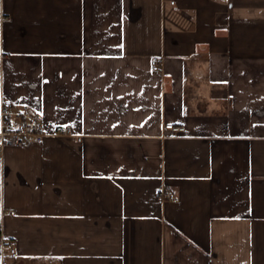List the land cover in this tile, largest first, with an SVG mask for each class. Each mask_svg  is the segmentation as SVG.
I'll list each match as a JSON object with an SVG mask.
<instances>
[{"label":"crops","instance_id":"obj_1","mask_svg":"<svg viewBox=\"0 0 264 264\" xmlns=\"http://www.w3.org/2000/svg\"><path fill=\"white\" fill-rule=\"evenodd\" d=\"M0 55V264H264V0H0Z\"/></svg>","mask_w":264,"mask_h":264},{"label":"built area","instance_id":"obj_2","mask_svg":"<svg viewBox=\"0 0 264 264\" xmlns=\"http://www.w3.org/2000/svg\"><path fill=\"white\" fill-rule=\"evenodd\" d=\"M173 2V1H172ZM4 20L10 17L4 16ZM3 57L0 55V68L2 66ZM162 58L159 55H153L151 65L153 70L161 69ZM166 127L179 131L183 126H174L173 123L166 124ZM58 133L65 135H73L74 131L70 124H64L58 130ZM48 134L43 121L42 115L38 108L31 104H24L17 108L12 99L5 98L0 102V151L9 145H24L32 141H41ZM78 140L82 136L77 137ZM160 198L166 200H179V195L172 190L162 188L159 191ZM10 250L16 252V247L11 244Z\"/></svg>","mask_w":264,"mask_h":264}]
</instances>
